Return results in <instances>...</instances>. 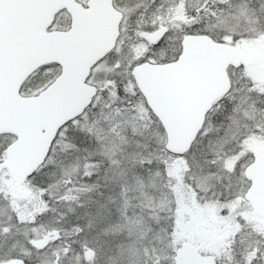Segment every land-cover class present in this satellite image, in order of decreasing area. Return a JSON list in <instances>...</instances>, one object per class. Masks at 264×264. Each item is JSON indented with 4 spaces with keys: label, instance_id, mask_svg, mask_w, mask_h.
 I'll list each match as a JSON object with an SVG mask.
<instances>
[{
    "label": "snow or ice",
    "instance_id": "6c2138e0",
    "mask_svg": "<svg viewBox=\"0 0 264 264\" xmlns=\"http://www.w3.org/2000/svg\"><path fill=\"white\" fill-rule=\"evenodd\" d=\"M0 264H264V0H0Z\"/></svg>",
    "mask_w": 264,
    "mask_h": 264
}]
</instances>
